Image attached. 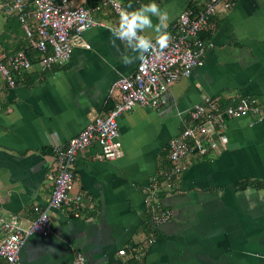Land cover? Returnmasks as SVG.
Returning <instances> with one entry per match:
<instances>
[{"label":"crops","instance_id":"crops-1","mask_svg":"<svg viewBox=\"0 0 264 264\" xmlns=\"http://www.w3.org/2000/svg\"><path fill=\"white\" fill-rule=\"evenodd\" d=\"M101 1L69 0L72 7L90 10L94 25L83 34L89 48L75 43L67 62L47 68L41 54L28 46L16 17L0 3V55L27 48L38 53L31 58L26 53L30 68L13 74V87L0 76L2 212L28 219L33 206L47 205L54 148L66 146L88 123L106 115L119 98L116 89L110 92L114 82L135 71V43L127 46L112 36L120 17ZM116 1L126 13L155 3L161 15L167 14L162 31L171 35L182 11L195 12L205 4ZM214 10L198 36L207 48L211 45L202 65L170 85L158 107L135 106L121 114L120 157L97 160L96 145L78 153L70 194L85 196V209L79 217L72 215V206L49 210L51 233L28 237L19 264H71L76 253L84 264H264V116L228 120L226 148L203 158L191 156L172 191L156 198L171 219L158 229L148 223L152 180L166 169L167 143L194 105L214 98L226 107L252 97L264 108V0H230ZM144 14L154 26L161 23ZM140 31L155 42L153 29ZM123 56L133 62L125 65ZM122 249L125 256L118 254Z\"/></svg>","mask_w":264,"mask_h":264},{"label":"built area","instance_id":"built-area-1","mask_svg":"<svg viewBox=\"0 0 264 264\" xmlns=\"http://www.w3.org/2000/svg\"><path fill=\"white\" fill-rule=\"evenodd\" d=\"M229 1L205 0L201 10L182 11L173 27L168 46L146 54L145 61L138 60L134 73L119 77L114 82L110 92L116 89L119 98L113 108L106 115L88 123L66 146L54 148L52 172L48 176L52 189L47 205L33 206L32 217L28 219L17 213L0 211L2 264H19V252L28 237H45L51 233L49 210L72 206V215L79 217L87 199L82 194H70L75 179L73 166L78 153L90 145H96L99 148L95 155L97 160H115L121 156L117 141L118 118L135 106L158 107L170 85L180 78L189 77L195 67L202 65L205 50L211 45L207 48L198 36L208 28L215 6L218 3L227 6ZM0 3L8 14L16 17L28 46L41 54L40 62L44 67L67 62L75 43L89 48L83 34L94 25V21L86 7H72L69 0H0ZM101 6L111 9L119 17L123 9L116 0H102ZM30 65L24 50L9 56L0 55V76L9 87H13V74L21 76ZM257 115L264 116V108L252 97H241L226 107L214 98L206 99L188 111L187 122L167 143L168 166L152 180L148 192L154 199L151 211H147L152 229H158L171 219V212L161 207L156 198L162 192L172 191L173 182L185 170L187 160L191 156L203 158L220 153L228 143L226 122ZM118 254L125 256L126 251L119 250ZM71 264H84L83 255L76 253Z\"/></svg>","mask_w":264,"mask_h":264},{"label":"clouds","instance_id":"clouds-1","mask_svg":"<svg viewBox=\"0 0 264 264\" xmlns=\"http://www.w3.org/2000/svg\"><path fill=\"white\" fill-rule=\"evenodd\" d=\"M151 13L152 16H157L161 23L158 25H153L151 17L145 15L144 13ZM167 20V14L164 13L161 15L158 6L155 3L142 5L140 9L133 11L132 13H126L125 10L120 12V23L118 27L112 29V36H119L120 40L127 44L131 45L135 41L132 51L138 53L135 59L140 61H145L146 54L154 53L157 49L166 48L169 42L172 40L170 33L162 31L165 27L164 21ZM145 28L153 29L157 35L155 37V44L152 39L147 36L138 35L137 30H143ZM114 43V40H113ZM122 62L125 65L131 64L133 58L129 56H123Z\"/></svg>","mask_w":264,"mask_h":264},{"label":"trees","instance_id":"trees-1","mask_svg":"<svg viewBox=\"0 0 264 264\" xmlns=\"http://www.w3.org/2000/svg\"><path fill=\"white\" fill-rule=\"evenodd\" d=\"M30 50V51H29ZM26 53L28 54V56L31 58L32 56L34 57V56H37L38 55V53L36 52V51H33V50H31L30 48H27L26 49ZM259 102V101H258ZM222 105V104H221ZM259 105L261 106V104H260V102H259ZM223 106V105H222ZM166 154H167V152H166ZM168 166V165H167ZM257 185V186H256ZM255 186L256 187H259L258 185L259 184H256ZM147 215H148V218H149V213H147ZM149 223V222H148ZM134 263H135V261H134ZM1 264H2V262H1Z\"/></svg>","mask_w":264,"mask_h":264}]
</instances>
